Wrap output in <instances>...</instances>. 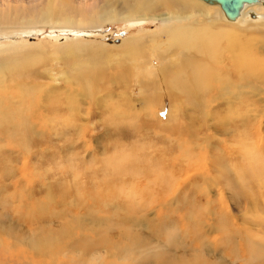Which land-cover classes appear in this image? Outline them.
<instances>
[{"label": "rangeland", "instance_id": "374dc122", "mask_svg": "<svg viewBox=\"0 0 264 264\" xmlns=\"http://www.w3.org/2000/svg\"><path fill=\"white\" fill-rule=\"evenodd\" d=\"M45 1L0 0V8L11 15L16 14L12 7L25 14L35 8L28 14L34 15ZM72 1L88 5L103 0ZM159 25L152 18L110 21L81 35L62 25H0V55L13 45L23 51L35 46L43 56L26 72V76L39 73V78L32 77L33 83L42 84L41 93L25 99L19 85L6 91L12 94L10 102L3 98L9 108L19 103L26 108L33 145L27 151L0 134V264H14L9 252L4 253L5 242L56 231L75 215L84 230L98 223L101 228L95 234L126 249L120 259H109L102 245L85 253L63 251L55 264H168V259L195 257L204 264H264L263 257L257 256V248L264 250V71L261 77L249 76L248 86L234 98L219 85L209 107H200L195 100L169 101L161 89L151 103L150 117L137 78L131 75V81L121 86L101 79L91 97L72 79L71 84L61 78L63 70L72 75L74 64L61 49L74 43L122 55L119 46L126 39L138 34L150 37ZM252 49L264 60L263 36L255 38ZM155 57L153 51L149 53L151 66L159 64ZM222 57L212 65L224 72ZM126 63L132 69L133 64ZM10 74V69L0 67V82ZM4 92L0 90V95ZM50 93H55L54 99L47 97ZM10 114L17 118L5 109L2 119ZM168 122L177 129L166 130L163 125ZM183 125L186 133L178 129ZM23 128L19 122H0V129L13 136H25ZM105 184L111 192L100 189ZM60 194L64 199H59ZM124 221L138 237L135 246L120 236L119 224ZM15 252L19 259V250Z\"/></svg>", "mask_w": 264, "mask_h": 264}, {"label": "bare ground", "instance_id": "6f19581e", "mask_svg": "<svg viewBox=\"0 0 264 264\" xmlns=\"http://www.w3.org/2000/svg\"><path fill=\"white\" fill-rule=\"evenodd\" d=\"M200 6H206V10L201 11ZM12 8L16 13L15 15H11L8 11L0 8V21H2L0 25H62L77 29L75 33L78 35L90 29L96 30L110 21L136 20L139 22L144 18L157 19L160 25L156 33L150 34V37H146V34H138L129 40L126 39L119 46L123 49L122 55H117L113 51L87 50V48L73 45L74 43L60 50L64 57L68 56L67 58H70L74 63L71 67L72 75H67L66 71L68 70H63L61 78L64 76L65 81L70 83L73 81V85L80 87L87 97H91L103 78L109 79L116 86L129 83L131 81L130 75L133 77L132 79L137 78L135 80L138 83L139 92L144 96L145 113L149 117L152 116L151 113L153 112L150 109L151 103L161 89L164 90L163 95H166L169 101L176 100L178 104H182L183 102L192 103L195 100L198 106L209 107L215 101L219 85H223L230 98H234L232 97L234 93H242L248 86L249 76L261 77V73L264 71V60L257 57L252 49L255 38L264 37V29L262 30L264 28V0L241 1L237 8V14L233 17L228 15L221 4L215 0H103L100 3L88 5L86 3L77 4L72 0H47L38 7L34 15L28 14H32L30 11L34 12L35 8L29 12L26 10V14L18 13L17 11L20 9L18 7ZM208 8H212L213 11ZM152 11L163 12L153 14ZM36 48L34 46L23 51L14 48L12 45L8 48L9 51L0 55V67L5 66L11 70L10 76L0 82V90L5 91L4 94L0 95V122L2 124L19 122L20 128H23L24 124L27 125L23 128L25 133L23 137L7 134L1 129L0 134L9 136L15 143H21L27 151L33 145V142L29 144L32 136L30 134L33 132L26 108L22 103L9 108L11 105H4L3 98L7 96L10 102L12 94L6 95V91L13 90V87L19 85H22L25 99L31 100L32 96L41 93L42 84L33 83L36 80L32 77L37 76L39 78V73L33 71L30 72L29 76H26L30 64L43 57L42 53H37ZM152 51L159 60V64L157 61L154 66H151L148 58ZM220 57L226 61L222 69L225 70L224 72L212 65V62ZM109 59H113L114 62L112 61V64L107 65L106 62ZM126 61L130 62L131 66L133 64L132 69ZM103 64L106 66L103 67ZM26 79L30 80L27 81ZM126 87L128 88L129 85L127 84ZM48 92H54L53 88H48ZM208 95L212 97L205 98ZM66 96L72 97L70 92ZM47 97L54 99L55 93H50ZM72 101H70V106H73L74 102ZM5 109L14 111L17 118L10 114L8 118L2 119L1 112ZM207 113L208 111L204 110V116ZM172 123L168 122L166 126H163L166 130L177 129ZM183 127L180 126L178 129H183L186 133L187 128L185 125ZM187 135H192V133ZM115 165L119 166L117 163H114V167ZM171 180L168 182L170 183ZM105 188L108 192L112 190L107 184L100 189L105 190ZM84 196V194H79V199H85ZM64 197L63 194L59 195L61 200ZM77 217L75 215L73 216L74 219L63 221L56 231L46 230L41 233L42 235L39 234L40 236H30L21 242L16 240L17 238L5 242L4 253L9 252L14 258V264H49L50 262L55 264L57 258L64 254L63 251L71 254L80 250L85 253L95 245H102L108 252V258L120 259V253L126 249L125 245L120 242L113 244L114 241L112 242L109 237L95 234L98 232L97 229L101 228L98 223L89 227L88 231L84 230L85 227L80 223L82 220L75 219ZM127 222L124 221L123 224L120 222L119 228L122 231L120 236L124 241L135 246L139 240L128 228L129 223ZM108 227L109 224L106 229ZM84 232H87V235H84ZM95 237L97 238L95 239ZM23 245L26 248L21 247ZM17 249L19 250L17 253L19 259L16 258L15 250ZM257 249L260 252V255L257 256H262L264 261V250ZM67 258L70 260L69 257ZM112 260L110 263L113 262ZM168 260H170L168 264H204L201 259L196 257L186 261Z\"/></svg>", "mask_w": 264, "mask_h": 264}, {"label": "water", "instance_id": "95a60500", "mask_svg": "<svg viewBox=\"0 0 264 264\" xmlns=\"http://www.w3.org/2000/svg\"><path fill=\"white\" fill-rule=\"evenodd\" d=\"M221 4L223 10L230 16H235L237 14V8L241 1H251V0H215Z\"/></svg>", "mask_w": 264, "mask_h": 264}]
</instances>
